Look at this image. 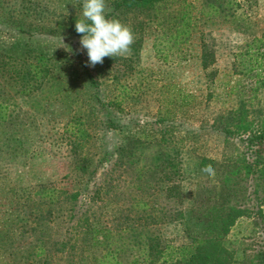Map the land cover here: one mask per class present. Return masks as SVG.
I'll use <instances>...</instances> for the list:
<instances>
[{
  "label": "trees",
  "instance_id": "1",
  "mask_svg": "<svg viewBox=\"0 0 264 264\" xmlns=\"http://www.w3.org/2000/svg\"><path fill=\"white\" fill-rule=\"evenodd\" d=\"M61 1L65 14L49 34L81 39L75 24L83 19L84 0ZM256 1L105 0L106 18L129 21L135 42L129 56L105 57L91 68L74 49L50 53L16 41L0 50V264H243L228 247V235L240 219L261 217L264 205V31L252 19ZM200 23H229L249 42L233 56V74L241 77L230 90L236 104L211 125L224 134L225 152L220 160L199 158L198 168L211 164L215 175L197 183L187 203L180 156L195 136L177 130L172 107L184 115L193 95L168 90L156 120L160 128L122 134L113 157H102L113 159L107 168L89 154V145L97 109L113 129L127 94L122 86L103 100L99 79L118 83L125 71L115 65L131 68L143 26L154 27L157 57L186 50L199 32L206 69L214 53H207ZM46 115L62 126L71 190L33 168L47 142L40 133ZM120 174L132 178L120 185ZM167 225L180 227L182 239L164 237ZM254 252L243 253L247 263L264 264V241Z\"/></svg>",
  "mask_w": 264,
  "mask_h": 264
},
{
  "label": "rangeland",
  "instance_id": "2",
  "mask_svg": "<svg viewBox=\"0 0 264 264\" xmlns=\"http://www.w3.org/2000/svg\"><path fill=\"white\" fill-rule=\"evenodd\" d=\"M62 3L61 0H0V50L16 41L37 47L43 45L50 53L67 50L70 54H75L72 52L74 49L91 68L88 64L87 50L82 49L80 44L81 39L60 38L49 34L47 30L54 25L58 17L65 14L66 9H63ZM251 9L252 19L258 24V31L263 32L264 0H257ZM241 12L243 11H239ZM127 24L131 25L129 21ZM197 30L204 34L207 53H214V62L206 69L203 68L200 57L204 52V46L199 32L195 33L187 51H164L166 53H161V57H157L152 48L154 27L143 26L139 51L129 64L131 68L124 67L120 64L122 62H119V66L115 65V69L117 67L118 70L125 71L118 83H111L105 78L99 79L103 100L118 95L122 86L126 87L127 94L123 104L124 111L121 114H114L113 129L104 126L106 112L97 109L92 122L93 139L89 145V154L95 156L96 160L99 159L100 167L107 168L113 159L109 162L111 158L106 161L102 160V157L105 153L108 156L110 152L112 154L122 134H126L128 130L138 133L143 130L156 131L160 128L156 120L158 111L164 110V98L170 94L168 90L181 89L193 95L195 102L184 115H181L177 107H172V113L177 115V130L182 134L195 136L194 141L185 146L186 150L180 156L186 177L184 189L187 203L191 200V191L195 185L209 183L211 179V175L198 168L199 158L220 160L225 152L224 134L211 128V125L213 119L224 109L236 104V95L230 93V90L236 83L241 82V77L233 74V56L249 42L247 34L233 30L229 23L206 24L203 27L200 23ZM209 94L212 95L211 98H208ZM259 98L264 105V94ZM20 106L23 110L29 108L28 104L20 103ZM40 133L47 142L40 146L43 157L36 160L33 168L48 175L58 187L71 190L72 180L66 176L70 171L71 156L61 135L62 126L53 123L49 115H46L40 124ZM238 146L242 147L239 142ZM100 172L104 173L102 169ZM131 178L132 176L120 174L118 181L123 185ZM262 212L261 217L240 219L228 235V247L235 252L238 260L243 259V264H248V258L246 259L243 253L253 255L263 244L264 205ZM161 232L166 238L182 239L180 227L167 225ZM238 264H241V261Z\"/></svg>",
  "mask_w": 264,
  "mask_h": 264
},
{
  "label": "clouds",
  "instance_id": "3",
  "mask_svg": "<svg viewBox=\"0 0 264 264\" xmlns=\"http://www.w3.org/2000/svg\"><path fill=\"white\" fill-rule=\"evenodd\" d=\"M105 0H84L83 19L77 20L75 30L83 34L80 40L82 49L87 50L88 64L95 67L102 64L105 57H127L135 35L128 25L119 19L105 16ZM202 171L214 176L212 165H206Z\"/></svg>",
  "mask_w": 264,
  "mask_h": 264
}]
</instances>
